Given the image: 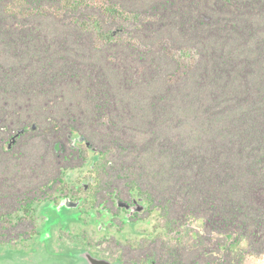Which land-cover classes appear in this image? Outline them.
Instances as JSON below:
<instances>
[{"label":"trees","instance_id":"obj_1","mask_svg":"<svg viewBox=\"0 0 264 264\" xmlns=\"http://www.w3.org/2000/svg\"><path fill=\"white\" fill-rule=\"evenodd\" d=\"M86 6L0 0V154L11 152L8 133L21 137L34 124L55 147L73 137L107 142L134 193L151 205L157 194L164 210L175 202L193 223L188 241L181 233L150 253L155 264H243L264 254V0H152L132 17L142 35L117 46L95 20L103 46L90 64L69 55L65 29L57 43L47 35L69 16L89 32L77 21ZM181 39L193 51L177 56ZM178 116L185 132L162 136ZM17 196L3 192L0 207ZM30 201L20 206L26 215Z\"/></svg>","mask_w":264,"mask_h":264},{"label":"rangeland","instance_id":"obj_2","mask_svg":"<svg viewBox=\"0 0 264 264\" xmlns=\"http://www.w3.org/2000/svg\"><path fill=\"white\" fill-rule=\"evenodd\" d=\"M151 1L86 0L87 6L83 8L77 21L81 23L84 21L89 32L86 30L84 32V29L73 21L74 17L69 16L63 22L64 25L60 22L51 24L49 22L52 27L50 31L52 33L53 30L54 34L51 36L47 33L48 38L57 36L55 37V43H57L65 29L69 55L73 54L75 59L80 56L82 62L85 60L90 64L92 63L91 59L94 61L99 57V50L103 46V41L98 38L100 36L94 32V21L99 20L105 31H114L112 44L117 46L121 36L122 39H126L142 35L139 29L134 28L132 17L136 10H145V6L149 5ZM109 6L116 7L123 15L112 16L106 11ZM172 28L173 25H170L164 31L168 37L174 38L176 35H171ZM119 29H123L126 34L122 35V32L119 34ZM77 33L81 34V38H78ZM177 43L182 45H179L178 49L173 48L172 50L171 48V53L178 56L182 52L193 51V46L190 43L182 42V39ZM190 47L191 49H189ZM102 61L104 62L103 58ZM68 97L65 96L66 99ZM72 97L70 98L72 99ZM53 102L60 104L61 101L53 98ZM181 116L167 122V127H162V136L167 135L172 138L174 137L172 134L178 131L185 132L187 124L185 118ZM177 119L184 121L176 122ZM35 125L33 129L28 128L21 137L17 135L16 141L10 148H8V143L18 131H12L5 136V149L16 153L15 156L10 155L11 152L7 153L8 155L0 154V194L9 191L18 195L17 198L6 199L4 206L0 207V264H85L84 259H81L80 256L84 249L82 232L88 229L86 223L103 224L101 219L94 217L95 212L90 213L83 207L62 208L57 206L53 211L54 207L49 205V200L40 199L47 195L60 196V193L66 189L69 192L75 191L74 186L80 184L82 180L90 182L88 180L90 176L94 177V181L90 183L88 190L97 193V201H103L111 188H116L123 197L128 196L130 191L135 188L131 187L132 183H127L131 180L128 181L122 173L118 174L117 168L122 158L111 149L110 144L107 147V142L91 144L86 139L94 148L92 152L86 142L76 141L78 143L73 146L70 139H61L59 148L56 150L54 141L46 137V133L41 129L34 130ZM54 150L57 151L58 158L53 155ZM90 163L95 164L94 171H90ZM36 166V172L31 173L30 168ZM20 169H23L26 176H21ZM6 177L10 183L3 182ZM133 191L135 192V190ZM77 194L84 195L86 190L82 188L77 191ZM141 195L147 197L146 194ZM154 196L152 205L148 201L147 209L141 213L136 231L124 228L126 231L125 240L119 242L113 238L106 243L110 253L124 255L131 261H141L147 255L150 257V253L156 251L165 242H176V238L181 233L183 234L182 241L189 240V234L193 231V223L189 224L184 220L182 210L175 202H172V205L164 210L160 196L157 194ZM27 197H32L33 200L26 206L29 209L28 214L32 213L31 215L24 214L20 208L21 205H24V199ZM37 215L44 217L37 223L38 233L31 232ZM180 216H182L180 222L177 224L173 222L171 227L165 230L167 221H174V219L178 221ZM63 233H67L68 238ZM91 233L90 236L95 237L94 239L102 237V234L96 233L94 230ZM17 236H19L18 239H16ZM104 243L101 242L100 245L103 249H105V246H102ZM152 260L155 264V259ZM243 264H264V254L247 255Z\"/></svg>","mask_w":264,"mask_h":264},{"label":"flooded vegetation","instance_id":"obj_3","mask_svg":"<svg viewBox=\"0 0 264 264\" xmlns=\"http://www.w3.org/2000/svg\"><path fill=\"white\" fill-rule=\"evenodd\" d=\"M13 137L8 143V148H10L16 141L17 135L14 139ZM73 138H71L70 140L73 146H75L78 142H73ZM55 148L56 150H58L59 143L56 144ZM89 148L91 149V151L94 149L91 144L89 145ZM94 170L95 164L90 163V171ZM88 180H90V182L82 180L80 184L75 185V191L69 192L68 189H66L63 193H60V196L56 195V197H52L47 195L45 197L43 196L42 199H40L49 200V205L54 207L53 211L56 210L57 206H61L62 208L83 207V209L90 213L95 212L94 217H99L101 219L103 224H94L93 222L86 223L88 229L82 232V236H84V249L80 254L81 259H84V261L88 257H91L93 259H103L106 260V264H154V262L149 258L148 255V257L145 256L141 261H131L124 255H115L110 253L109 249L106 246V243L111 241L113 238H115L119 242L125 240L126 231L124 228L136 231V225L140 221L141 213H143L147 209L148 200L139 193H134L132 191H130V194L128 196L123 197L122 194H120V192L116 190V188H111L109 190V193L106 194V197L103 201H97V193L95 191L90 192L88 190L90 183L94 181V177L90 176ZM81 185L82 188L86 190V194L84 195L77 194V191L82 189ZM74 189L72 188V190ZM23 211L28 214L27 211H29V209L27 207H24ZM30 219L32 218L30 217ZM42 219H44V217L38 215L36 216V222L31 232L38 233L37 223ZM93 230L96 233L98 232L99 234H102V237L94 239L95 237H93L92 235L90 236V233L93 232ZM63 234L66 238H68L67 233ZM18 238L19 236H17L16 239ZM101 242H105L104 244H102V246H105V249L100 247Z\"/></svg>","mask_w":264,"mask_h":264},{"label":"water","instance_id":"obj_4","mask_svg":"<svg viewBox=\"0 0 264 264\" xmlns=\"http://www.w3.org/2000/svg\"><path fill=\"white\" fill-rule=\"evenodd\" d=\"M22 131L23 130L18 131L15 134V136L18 135ZM15 136L13 137V139L15 138ZM76 141L86 142V144L88 146L90 145V142L89 141H86V139L83 138V137H75V138H73V142H76ZM85 264H106V260H103V259H93L91 257H88V258L85 259Z\"/></svg>","mask_w":264,"mask_h":264}]
</instances>
